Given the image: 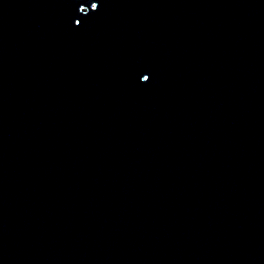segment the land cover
Masks as SVG:
<instances>
[{
	"label": "water",
	"instance_id": "water-1",
	"mask_svg": "<svg viewBox=\"0 0 264 264\" xmlns=\"http://www.w3.org/2000/svg\"><path fill=\"white\" fill-rule=\"evenodd\" d=\"M0 264H264V0H0Z\"/></svg>",
	"mask_w": 264,
	"mask_h": 264
},
{
	"label": "snow or ice",
	"instance_id": "snow-or-ice-1",
	"mask_svg": "<svg viewBox=\"0 0 264 264\" xmlns=\"http://www.w3.org/2000/svg\"><path fill=\"white\" fill-rule=\"evenodd\" d=\"M91 8L92 9H96V8H98V5L96 3H92L91 4ZM76 23L79 24L80 21H76ZM140 79H142L143 81H146L147 82V81H149V76L148 75H145V74H142L140 76Z\"/></svg>",
	"mask_w": 264,
	"mask_h": 264
}]
</instances>
